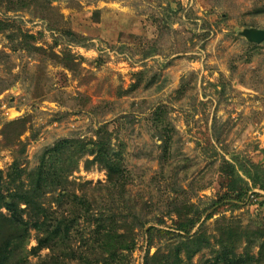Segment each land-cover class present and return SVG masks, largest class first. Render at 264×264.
Segmentation results:
<instances>
[{"label":"rangeland","instance_id":"rangeland-1","mask_svg":"<svg viewBox=\"0 0 264 264\" xmlns=\"http://www.w3.org/2000/svg\"><path fill=\"white\" fill-rule=\"evenodd\" d=\"M21 1L0 3V171L102 128L125 172L108 190L78 162L68 181L92 209L70 215L81 257L57 264H231L222 245L264 264V192L238 202L221 171L233 155L264 166V0ZM117 234L116 259L89 252Z\"/></svg>","mask_w":264,"mask_h":264},{"label":"trees","instance_id":"trees-1","mask_svg":"<svg viewBox=\"0 0 264 264\" xmlns=\"http://www.w3.org/2000/svg\"><path fill=\"white\" fill-rule=\"evenodd\" d=\"M54 1L32 0V3L44 8ZM0 3H8L9 11H19L26 7V3L22 4L21 0H0ZM3 31L5 28L0 22V33ZM100 129L102 128L98 129L96 139L86 143L76 139H62L48 146L32 168L21 167L15 160L5 176L0 171V264H29L30 256L38 257V264H57L60 258L73 260L81 257L70 245L71 231L77 221L70 215L91 213L92 202L86 195L78 196L71 188L72 183L68 181L78 162L83 157L91 156L92 159L88 162L95 163L106 171V189L114 191L124 188L125 172L121 162L112 154L110 139H104ZM221 171L229 178L227 191L238 202L257 196L258 194L251 192L255 189L264 192L263 165L233 155L230 161L223 159ZM118 198L116 200L112 193L111 205H116ZM96 220L98 224L101 221L113 223L111 218ZM103 229L104 226H97V230ZM31 231L35 233L36 243L32 247L29 246ZM115 238L120 241L117 246L100 242L99 246L90 248L89 252L97 251L96 253L106 254L110 259H116L120 251L128 247L122 243L123 235L117 234ZM263 246L264 230L262 248ZM42 250L49 251L44 259L39 256ZM222 250V260L231 264L243 263L242 258L229 259L224 245Z\"/></svg>","mask_w":264,"mask_h":264},{"label":"water","instance_id":"water-1","mask_svg":"<svg viewBox=\"0 0 264 264\" xmlns=\"http://www.w3.org/2000/svg\"><path fill=\"white\" fill-rule=\"evenodd\" d=\"M253 36L257 43H261L264 40V31H258Z\"/></svg>","mask_w":264,"mask_h":264}]
</instances>
